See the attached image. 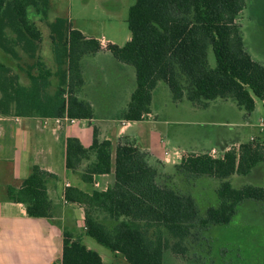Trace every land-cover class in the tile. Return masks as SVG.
<instances>
[{
	"label": "trees",
	"instance_id": "obj_1",
	"mask_svg": "<svg viewBox=\"0 0 264 264\" xmlns=\"http://www.w3.org/2000/svg\"><path fill=\"white\" fill-rule=\"evenodd\" d=\"M245 5V0H134L127 15L130 39L121 46L106 44L136 75V86L119 117L141 120L151 111L160 84L168 87L173 101L187 100L198 107L232 99L250 114L254 98L264 106V63L247 51L238 22ZM30 7L47 19L49 0H0V50L17 61L22 55L33 59L25 68L16 63L18 72L0 62V115L94 117L89 102L78 97L83 84L80 61L99 51L100 41L56 17L47 24L55 64L51 70L38 55L42 33L28 17ZM20 71L28 84L20 82ZM51 77L56 80L52 89ZM263 161L264 133L257 132L221 157L212 158L208 151L189 153L173 173H166L126 136L118 139L112 155L111 141L99 138L94 127L89 147L75 137L66 139L65 167L86 184L112 173V183L88 192L67 188L65 199L83 208L85 235L128 264H162L163 251L184 254L185 241L195 229L228 224L243 201L264 205V186L234 187L229 180ZM177 178L183 183L202 178L218 182L217 203L200 212L192 191H182ZM55 179L33 164L18 186H7V200L22 203L28 217L51 218L47 186ZM62 236L61 256L50 264H107L84 245L81 235L63 230Z\"/></svg>",
	"mask_w": 264,
	"mask_h": 264
},
{
	"label": "crops",
	"instance_id": "obj_2",
	"mask_svg": "<svg viewBox=\"0 0 264 264\" xmlns=\"http://www.w3.org/2000/svg\"><path fill=\"white\" fill-rule=\"evenodd\" d=\"M78 30L85 35L84 31ZM93 38L100 41L101 49L81 58L83 84L79 89L78 97L89 102L94 117L75 119L73 123L64 120L57 123L51 117L0 115V243L2 244L0 255H4L0 257V264H3L4 260L5 264H50L61 256L63 230L81 235L83 239V234L85 235L83 208L77 203L67 201L65 190L70 187L86 192L92 189L104 190L112 183L113 177L112 173L98 175L94 177L93 184H86L67 169L65 148L68 137H75L84 147H89L92 143L93 128L96 127L99 138L111 141L113 155L118 139L126 136L147 152L151 164L159 166L166 173H173L181 158L189 153L217 149L216 151L221 150L222 153L219 154L221 157L226 150L242 141L238 135L232 139L220 138L216 141V146L206 147L205 144L210 141V137H206L193 147L174 146L173 157H168L166 150L161 155L160 149L170 142L169 138L163 137V131L158 128L159 124L163 125L165 121L158 119L153 105L151 111L141 120L129 121L119 117L127 107L130 95L136 86L135 70L133 66L117 60L106 49V44L112 43L110 40L103 35ZM247 51L249 52L248 49ZM249 53L256 59L251 52ZM256 60L264 63L260 59ZM52 62L54 63L53 55ZM48 68L54 70L55 66ZM50 81L52 89L53 81L56 80L51 77ZM158 89L164 91V86L160 84ZM158 89L155 91L152 104ZM218 100L222 99L213 101ZM213 101L201 107H206ZM254 113L255 109L250 114L244 111L246 121L240 122L239 125L243 128L256 127L260 118H252ZM258 132L264 133L260 129ZM33 164L56 176V179L50 181L47 186V193L53 206L51 218L28 217L22 203L7 200V186H18L27 177ZM234 175L229 178L230 181ZM239 176H243L242 179L247 184L255 185L248 180L256 178L264 186V161L246 175ZM203 180L204 178L199 179L197 183ZM207 180L209 181L208 178ZM78 229L82 231L79 233Z\"/></svg>",
	"mask_w": 264,
	"mask_h": 264
},
{
	"label": "rangeland",
	"instance_id": "obj_3",
	"mask_svg": "<svg viewBox=\"0 0 264 264\" xmlns=\"http://www.w3.org/2000/svg\"><path fill=\"white\" fill-rule=\"evenodd\" d=\"M246 5L240 14L238 22L246 49L256 58L264 61V0H245ZM134 0H49L48 17L42 19L33 8H28V17L37 25L42 33L38 55L46 66L54 67L51 54V41L49 38L48 22L56 17L66 18L76 29L84 31L89 37H100L119 46L130 39L127 26L129 7ZM209 64L214 66V58L209 51ZM0 62L15 68L19 63L23 68L31 64L33 59L25 55L16 59L0 50ZM16 69V68H15ZM18 72V69H16ZM20 82L28 84L25 72L20 71ZM55 80V79H54ZM55 81H53L54 88ZM164 91L158 89L153 109L158 119L165 123L159 124L163 137L170 142L160 149L161 155L167 151L168 157L174 156V146L193 147L210 137L205 145H217L220 138H234L240 135L241 142L255 136L264 125L260 124L243 128L240 122L246 121L244 111L232 99L213 101L206 107H197L187 100L173 101L168 87ZM255 113L252 118H264L263 102L254 98ZM238 145V144H237ZM217 150V149H216ZM221 150L216 157H220ZM243 177V176H242ZM239 175H234L231 183L234 187H241L247 182ZM177 180L182 191H192L198 209L204 212L210 205L217 203L215 188L218 182L204 180L195 183V180L183 183ZM197 182V181H196ZM249 183L263 186L258 179H249ZM82 230L78 229L80 233ZM172 241V240H171ZM84 245L96 251L107 264H128L122 255H116L106 247L97 243L92 237L83 234ZM185 245L184 254H175L169 249L163 251L162 264H264V205L254 200H245L239 204L237 211L228 224L213 225L205 229H195L189 236ZM2 244L0 243V247ZM4 257V255H0ZM3 264H5L2 261Z\"/></svg>",
	"mask_w": 264,
	"mask_h": 264
},
{
	"label": "built area",
	"instance_id": "obj_4",
	"mask_svg": "<svg viewBox=\"0 0 264 264\" xmlns=\"http://www.w3.org/2000/svg\"><path fill=\"white\" fill-rule=\"evenodd\" d=\"M52 119H54L57 123H60L62 120L66 121V122H70L73 123L75 121V119L73 118H68L67 116H63V117H51ZM47 119V118H46ZM260 124L264 125V119H260L258 122V126L260 127ZM260 130H262V128L260 127ZM252 139V137L250 138ZM216 150L215 149H211L208 151V155L211 156L212 158H217L216 157Z\"/></svg>",
	"mask_w": 264,
	"mask_h": 264
},
{
	"label": "flooded vegetation",
	"instance_id": "obj_5",
	"mask_svg": "<svg viewBox=\"0 0 264 264\" xmlns=\"http://www.w3.org/2000/svg\"><path fill=\"white\" fill-rule=\"evenodd\" d=\"M246 175V174H245Z\"/></svg>",
	"mask_w": 264,
	"mask_h": 264
}]
</instances>
